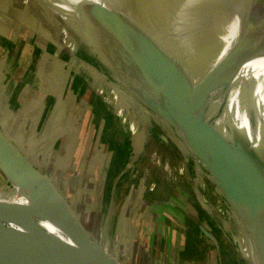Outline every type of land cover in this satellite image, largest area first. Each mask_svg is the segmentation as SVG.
<instances>
[{"label":"water","instance_id":"water-1","mask_svg":"<svg viewBox=\"0 0 264 264\" xmlns=\"http://www.w3.org/2000/svg\"><path fill=\"white\" fill-rule=\"evenodd\" d=\"M48 2L118 72L176 106L180 115L145 96L211 171L264 257V0ZM21 140L0 125V172L23 201L0 196V264H119Z\"/></svg>","mask_w":264,"mask_h":264},{"label":"rangeland","instance_id":"rangeland-1","mask_svg":"<svg viewBox=\"0 0 264 264\" xmlns=\"http://www.w3.org/2000/svg\"><path fill=\"white\" fill-rule=\"evenodd\" d=\"M17 21L0 11V67L5 72L0 83V125L18 132L16 138L25 142L29 156L55 178L79 213L87 216L107 254L119 264H247L240 255L234 260L233 236L226 237L218 230L222 218L218 207L201 206L188 189L183 192L173 182L166 185L161 175L155 180L144 174L130 182L131 171L119 174L129 158L124 138L119 142V123L108 114L111 108L99 101L103 119L96 120L90 104L96 90L82 77L75 78L76 69L71 64L74 52ZM53 45L59 46V51ZM76 54L85 57L79 46ZM85 59L97 64L92 55ZM162 147L168 153L174 149L180 156L170 141ZM188 161L193 180L199 181L201 188L208 187L207 180L196 173L192 159ZM127 181L126 190L122 187ZM9 186L0 172V194L22 206V199ZM140 187L146 189L145 201L137 202ZM157 196L165 203L155 202ZM175 196L179 197L176 204ZM225 222L230 225L229 220ZM200 226L211 233L208 248ZM192 227L197 229L198 238L189 232Z\"/></svg>","mask_w":264,"mask_h":264},{"label":"bare ground","instance_id":"bare-ground-1","mask_svg":"<svg viewBox=\"0 0 264 264\" xmlns=\"http://www.w3.org/2000/svg\"><path fill=\"white\" fill-rule=\"evenodd\" d=\"M0 11H6L13 18L30 26L37 33L53 42H57L58 44L69 48L74 52L71 64L74 69H76V72L74 73L75 78L82 77L85 79V83L88 84L90 89L94 86L96 90L90 100L93 110L96 111V120L103 119V116L99 114V109L97 107L99 103H102L111 108V111H108V114H111L110 117L113 121L117 120L119 123V142H121L124 138L126 142L125 151L129 157L127 160L128 164H125L123 168L121 167L119 169V174L131 171V182L139 179V177L144 174H146L147 177L149 176V178H153V171L155 168H158L161 172L162 181L166 185L173 182L183 192L184 188L188 189L189 193H193L195 197L199 198L204 204L218 207L219 211L222 213V218L219 220L218 225L219 229L222 230L224 236L231 237L235 234L236 238L240 240L243 249L245 250L247 264H264V257L258 250L254 239L241 216L233 208L229 199H227L222 192L220 193L215 185L210 181V177L213 176L211 171L206 168L202 159L191 146L177 138L173 127L158 110L162 107L180 115L181 112L172 102L162 97L159 90L152 85H149L148 81L142 83L123 74L122 72H118L106 58L91 48L80 32L69 26L63 19H61L56 8L53 4L48 2V0H0ZM76 46L81 47L85 57L88 56V54L92 55L97 64H92L88 62L85 57H79L77 54L75 56ZM145 96L150 97L156 102L158 111H153L149 108V103ZM107 128L108 127H106V129ZM156 130L158 132H156ZM116 138L118 137L116 136ZM165 141L173 143L175 148L180 153V156H173L172 158L168 157L164 161L162 159V144ZM188 158L192 159L194 165L196 166V173L207 180L206 185L208 187L201 188L199 181L193 180L190 174ZM130 182L127 181L123 184L122 188L127 190ZM91 184L92 183L90 182L89 185ZM12 189L16 192L13 187ZM137 192L138 195L136 201H145L146 189L144 187H140ZM178 193L182 196L181 192ZM0 196L9 201L3 195L0 194ZM132 196H134L133 193L129 195L126 202ZM154 199L155 202H164V200L160 199L158 196L154 197ZM174 199V203H178L179 197L175 196ZM166 204L169 207L172 206L170 203V205L167 202ZM226 206L229 208V211L225 209ZM171 208H173V206ZM226 219L229 220L230 225L225 222ZM19 239L20 238H18V240ZM238 257L239 254L236 250L233 258L237 261Z\"/></svg>","mask_w":264,"mask_h":264},{"label":"flooded vegetation","instance_id":"flooded-vegetation-1","mask_svg":"<svg viewBox=\"0 0 264 264\" xmlns=\"http://www.w3.org/2000/svg\"><path fill=\"white\" fill-rule=\"evenodd\" d=\"M77 85V84H76ZM79 86V85H78ZM81 89H83V88H81ZM83 90H85V89H83ZM103 107H105V106H103ZM107 111V110H106ZM96 113V112H95ZM106 119H107V117H106ZM162 145H164V143L162 144ZM172 151L173 152H165L164 150H163V147H162V152H163V157H162V159L165 161V159L166 158H172L173 156H178V155H176V152L174 151V149H172ZM116 165H117V162H116ZM154 170H157V171H153L154 172V174H153V176H154V178H155V180H157L158 179V177H160V175H161V172H160V170L159 169H157V168H155ZM201 187V186H200ZM201 205V204H200ZM195 225H197L196 223H195ZM218 230L219 231H221L219 228H218ZM199 231H200V233H202L201 232V226L199 227ZM189 232H191L192 234H194V236L197 238V236H196V231H195V229H194V227H192V228H190V230H189ZM216 233V232H215ZM206 238V237H205ZM208 238H206L205 239V241L207 242V244H205V245H207V247H208V245H209V242H208ZM210 247V246H209ZM203 248V247H202ZM199 252V251H198Z\"/></svg>","mask_w":264,"mask_h":264},{"label":"crops","instance_id":"crops-1","mask_svg":"<svg viewBox=\"0 0 264 264\" xmlns=\"http://www.w3.org/2000/svg\"><path fill=\"white\" fill-rule=\"evenodd\" d=\"M11 16V15H10ZM12 17V16H11ZM16 20V19H15ZM17 22H19L21 25H25V24H22V22H20V21H17ZM25 26H28V25H25ZM28 27H30V26H28ZM31 28V27H30ZM54 47H56L57 48V50L56 51H59V46H55V45H53ZM37 48H38V51L37 52H39V50H40V48L37 46ZM10 53V52H9ZM10 55V54H9ZM16 60V59H15ZM10 62V61H9ZM4 68H1L0 67V83H2L3 82V79H4ZM7 132H8V134L12 137V138H16V133H18V132H14L13 130H12V128L11 129H7ZM17 139V138H16ZM21 140V139H20ZM114 173H115V171L114 170H112L111 171V174L112 175H114ZM100 182V181H99ZM104 182V181H103ZM99 186H105V183H103V184H101L100 183V185ZM103 190H104V188H103ZM164 193V195H166V193L168 194V195H172V193H171V191H169V193L166 191V193L165 192H163ZM114 196H112V198H113Z\"/></svg>","mask_w":264,"mask_h":264},{"label":"trees","instance_id":"trees-1","mask_svg":"<svg viewBox=\"0 0 264 264\" xmlns=\"http://www.w3.org/2000/svg\"><path fill=\"white\" fill-rule=\"evenodd\" d=\"M201 234L204 236V234H203V233H201ZM197 238H198V237H197ZM204 239H206V238H205V236H204ZM198 241H199V239H198Z\"/></svg>","mask_w":264,"mask_h":264}]
</instances>
